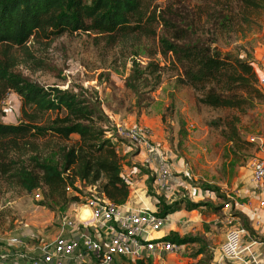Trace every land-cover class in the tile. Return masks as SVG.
Returning a JSON list of instances; mask_svg holds the SVG:
<instances>
[{"label": "trees", "instance_id": "obj_1", "mask_svg": "<svg viewBox=\"0 0 264 264\" xmlns=\"http://www.w3.org/2000/svg\"><path fill=\"white\" fill-rule=\"evenodd\" d=\"M156 1L0 0V113L10 91L23 101L18 123L0 119V192L3 186L17 187L34 196L39 192L46 204L61 205L85 204L97 195L117 206L131 194L125 156L108 133L109 118L98 97L84 87H46L19 70L21 63L33 68L44 63L31 48L40 38L84 32L103 36L111 48L130 43L136 49L126 86L136 94L139 107L150 104L144 100L160 86L167 67L176 71L179 84L193 90L199 105L245 112L263 101L253 57L224 51L217 43L224 31L251 30L264 16V0H200L192 6L183 0H166L165 5ZM143 39L148 41L144 45ZM138 56L148 60L143 63ZM238 120L227 115L213 121L225 126L222 135L237 146L242 140ZM204 188L224 196L218 186ZM149 194L157 198L156 213L165 217L183 204L187 210L204 204H168L163 194ZM164 239L179 245L200 243L196 254H203L201 261L209 264L213 259L200 235L171 232Z\"/></svg>", "mask_w": 264, "mask_h": 264}, {"label": "rangeland", "instance_id": "obj_2", "mask_svg": "<svg viewBox=\"0 0 264 264\" xmlns=\"http://www.w3.org/2000/svg\"><path fill=\"white\" fill-rule=\"evenodd\" d=\"M183 1L188 6L200 3V0ZM156 3L165 5L166 0H157ZM218 39L217 44L224 51L242 53L243 57L252 56L258 69L264 68V58L259 60L256 56L261 58L264 55V16L258 18V23L246 34L224 31L218 35ZM147 42L143 39L142 44ZM31 48L44 63L40 68L21 63L19 70L46 87H84L89 95L97 96L109 118L108 133L113 136L121 153L127 151L132 157L137 154L139 147L122 134V128L125 131L137 127L148 129L150 143L169 158L181 183L176 186L177 190L163 193L168 204L181 199L185 202L192 201L201 193L215 195V192L205 189V185L218 186L225 196V191L230 193L233 189L235 179L246 175L252 169L254 160L264 154L262 100L245 112L199 105L193 90L179 84L176 71L167 67L160 86L150 92V98L144 100V103L150 104L139 107L136 104V94L126 86L134 57L131 53L136 49L130 43L123 48H111L103 36L80 32L72 35L66 33L52 39L40 38ZM138 59L143 63L148 60L142 56H138ZM159 60L161 65L167 63L164 58L160 57ZM144 96L149 97V94ZM22 105V98L10 91L2 102L0 119L7 123H18L22 119ZM227 115H237L239 118L237 125L242 137L239 146L224 138L223 124L213 122ZM138 163L134 164L140 167ZM151 167L154 170L155 166ZM152 173H149L140 188L141 191L147 190V195L151 196L156 205L157 198L149 194L150 191L158 194V191L153 190L152 178L155 176ZM224 196L221 197L224 202L231 201ZM44 201L46 198L43 195L42 198H36L33 193L17 187L3 186L0 192L1 248H6L14 256L32 249L37 251L39 246L55 239L64 216L74 217L81 212L80 216L83 217L82 213L86 212L85 204H46ZM231 202L233 206V201ZM218 210L220 207L212 208V211ZM208 223L210 222H204ZM189 224L186 226L189 227ZM219 226L212 232L210 241L216 239L220 232L222 234ZM202 237L208 239L206 235ZM194 249L191 253L195 252ZM209 250L208 255L213 252L212 248ZM120 261L131 264L134 260L120 257Z\"/></svg>", "mask_w": 264, "mask_h": 264}, {"label": "built area", "instance_id": "obj_3", "mask_svg": "<svg viewBox=\"0 0 264 264\" xmlns=\"http://www.w3.org/2000/svg\"><path fill=\"white\" fill-rule=\"evenodd\" d=\"M258 87L264 101V72L259 76ZM121 132L133 145L145 151V162L155 166L156 190L162 194L177 190L176 186L181 183L169 158L150 143L148 129L137 127L125 131L122 128ZM252 182L262 191L264 208V154L252 163ZM35 197L41 198V194L38 192ZM225 205L231 207L230 203ZM85 206L90 210L88 218L77 214L64 216L55 239L39 246L37 251L32 249L14 256L0 247V264H124L120 257L135 260L146 253L164 257L182 247L165 240V236H153L166 225L168 216H160L147 207L117 206L108 198L97 195L87 198ZM245 232L242 227L227 230L220 247L222 260L237 261L244 251L249 250L243 246ZM253 264H264V256L254 258Z\"/></svg>", "mask_w": 264, "mask_h": 264}, {"label": "crops", "instance_id": "obj_4", "mask_svg": "<svg viewBox=\"0 0 264 264\" xmlns=\"http://www.w3.org/2000/svg\"><path fill=\"white\" fill-rule=\"evenodd\" d=\"M256 56L259 60L264 58V55H262L261 58L258 57V55ZM256 69L259 76H261L264 72V68L258 69L256 66ZM123 146L125 145L123 144ZM137 149V154L130 157V154L127 151L121 153V150H119L118 147L120 154L125 156L123 166L124 173L131 181V194L124 205L133 208L147 207L154 210V208L157 207L152 202L151 196L147 195L146 189L141 191L140 187L149 173L153 172L152 174L155 176V172L151 167L153 165L145 162V151L139 147H137ZM141 159L143 161H141ZM130 161H132L133 164L139 162L140 167L135 164L130 165ZM135 178L139 179L138 182H136ZM136 183L137 185H135ZM152 186L153 190L157 192L155 188V177ZM232 188L233 189H231L230 193L228 191H225V193L226 197L233 201V206L230 205L231 207H226L225 203L231 204L232 202H224L221 199V196L218 197L216 193L215 195L214 193L211 195L201 193L199 197L191 199L194 202H203L204 204L200 208L187 210L183 204L180 210L171 213L168 216L166 225L160 231L154 233L153 236H166L171 232H177L182 236L187 234H198L200 236L206 235L208 237V239H206L208 246L213 250V259L209 264H253L254 258L264 256V208L261 204L262 191L252 182V169L249 170L246 175L236 178ZM204 192H206V190H204ZM157 193L160 194L159 192ZM212 204H214L213 207ZM216 207H220V210L212 211V208ZM82 214L84 218L89 217L90 211L88 207H86V212H83ZM77 215L80 216L81 212L77 213ZM220 215H222V217ZM204 222L210 223L204 224ZM211 222L217 224L216 226L220 225L219 228L222 231V234L220 232L219 236L213 241H210L209 238H211L212 232H215L217 227ZM187 223H191L189 224V227L186 226ZM203 225H206L207 227H204ZM231 227H242L246 230L242 241L244 248L249 247V250L244 251L241 254V258L237 261L222 260L220 258V247L225 240L227 230ZM199 247L200 243L196 242L182 244V247L178 252L168 254L164 257L146 253L139 258V260L142 264H204L201 261L204 258L203 254H196V249ZM193 248H195V252L191 253Z\"/></svg>", "mask_w": 264, "mask_h": 264}, {"label": "bare ground", "instance_id": "obj_5", "mask_svg": "<svg viewBox=\"0 0 264 264\" xmlns=\"http://www.w3.org/2000/svg\"><path fill=\"white\" fill-rule=\"evenodd\" d=\"M90 211V210H89ZM90 216V215H89ZM88 218V217H87Z\"/></svg>", "mask_w": 264, "mask_h": 264}]
</instances>
